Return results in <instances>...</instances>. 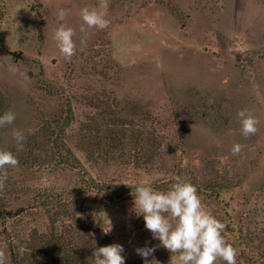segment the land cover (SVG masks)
I'll list each match as a JSON object with an SVG mask.
<instances>
[{
  "label": "rangeland",
  "instance_id": "obj_1",
  "mask_svg": "<svg viewBox=\"0 0 264 264\" xmlns=\"http://www.w3.org/2000/svg\"><path fill=\"white\" fill-rule=\"evenodd\" d=\"M84 7L108 27L80 33ZM60 23L76 30L70 59L52 38ZM242 109L259 121L248 138ZM8 111L16 119L0 128V150L19 164L0 190L5 264H63L62 255L93 264L95 234L54 246L72 221L53 225L46 196L73 199L82 225L121 245L125 264H145L136 249L146 246L155 248L148 264H170L132 192L142 183L167 191L176 176L225 225L237 264H264V0H108L106 9L100 0H0V116Z\"/></svg>",
  "mask_w": 264,
  "mask_h": 264
},
{
  "label": "clouds",
  "instance_id": "obj_2",
  "mask_svg": "<svg viewBox=\"0 0 264 264\" xmlns=\"http://www.w3.org/2000/svg\"><path fill=\"white\" fill-rule=\"evenodd\" d=\"M101 8L108 7V0H100ZM58 21H65L69 10L60 8ZM81 24L79 32L86 34L90 29L103 30L109 21L104 13L96 9L84 7L80 10ZM76 30L60 23L52 34L59 53L70 59L76 54L77 44L74 40ZM82 38L81 45L85 44ZM240 133L244 138L255 135L259 121L248 110L237 112ZM15 113L8 111L0 116V128L13 124ZM11 136L22 150L25 137L20 130L13 129ZM243 145L237 143L231 148L233 156L239 155ZM18 159L10 151L0 150V190L7 180V167L15 168ZM167 191H157L151 186L140 184L135 187L134 205L136 213L143 217L145 228L151 232L154 239L172 255L170 264H216L222 260L226 264H237V250L229 244L222 235L225 225L217 220L203 205L197 194V188L180 176H176ZM124 249L119 244H111L96 248L93 251V264H125L122 256ZM155 248H138L136 253L148 264V257ZM0 264H5V253L0 251Z\"/></svg>",
  "mask_w": 264,
  "mask_h": 264
},
{
  "label": "trees",
  "instance_id": "obj_3",
  "mask_svg": "<svg viewBox=\"0 0 264 264\" xmlns=\"http://www.w3.org/2000/svg\"><path fill=\"white\" fill-rule=\"evenodd\" d=\"M151 135H152V137L150 138V141L152 142V146H153V145H155L156 138L153 137V134H151ZM156 155H157V153H156ZM156 155H154V153L151 152L150 161H153V158ZM44 200H45L44 202H46V204H49L47 206H51L55 210V216L56 217H54V219L52 221L53 225L57 224L60 216H61V218H65L69 221H72V224L70 223L68 225H66L65 222H63L64 228H65L64 234H61L60 236H56L53 234L54 238L52 240V243L54 244V246L61 247L62 251L69 250L68 244L72 243V242L76 243L75 237L82 236L83 233H86L87 236L91 233L95 234V236H91V237L88 236V243L90 244V246L95 244L94 241L96 238L99 239V243H97L99 247L114 244L111 237L106 235L104 233V231H100L98 229L93 230L91 228V226H89L86 223H84L82 225V222L80 219L77 218L78 217L77 215L80 213L82 214L83 210L81 212V209L77 208V203L75 201H73V199L72 200H70V199H59L58 200V199L54 198V196H52V197L46 196V198ZM49 201H51L52 203ZM48 212L49 213L51 212L50 209L48 210ZM62 235H64V236H62ZM66 236L70 237L69 241L66 240V238H67ZM24 255L27 256L28 251H24ZM17 256L18 255L15 254L14 258ZM17 258H19V259H17ZM17 258L14 260V264H20V260H23L22 259L23 256H21V257L18 256ZM61 260L64 261L63 264H71V257L68 255H62Z\"/></svg>",
  "mask_w": 264,
  "mask_h": 264
}]
</instances>
